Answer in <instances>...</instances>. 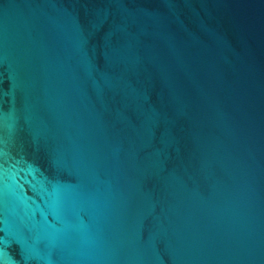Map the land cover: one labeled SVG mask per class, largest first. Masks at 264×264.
Here are the masks:
<instances>
[{"label":"water","instance_id":"water-1","mask_svg":"<svg viewBox=\"0 0 264 264\" xmlns=\"http://www.w3.org/2000/svg\"><path fill=\"white\" fill-rule=\"evenodd\" d=\"M0 264H264V58L221 0H0Z\"/></svg>","mask_w":264,"mask_h":264}]
</instances>
